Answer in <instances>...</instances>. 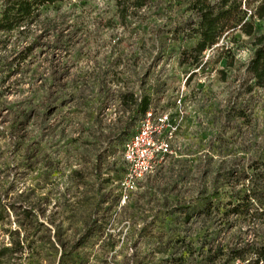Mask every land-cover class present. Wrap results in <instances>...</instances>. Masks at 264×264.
<instances>
[{"label":"rangeland","instance_id":"obj_1","mask_svg":"<svg viewBox=\"0 0 264 264\" xmlns=\"http://www.w3.org/2000/svg\"><path fill=\"white\" fill-rule=\"evenodd\" d=\"M128 1L65 0L0 32V264H246L221 249L264 240V200L241 218L223 214L227 186L212 196L220 170L264 172L252 38L223 36L195 64L194 0ZM143 98L179 125L123 201Z\"/></svg>","mask_w":264,"mask_h":264},{"label":"trees","instance_id":"obj_2","mask_svg":"<svg viewBox=\"0 0 264 264\" xmlns=\"http://www.w3.org/2000/svg\"><path fill=\"white\" fill-rule=\"evenodd\" d=\"M65 0H8L0 16V32L10 33L16 27L35 20L43 6L55 5ZM135 8H142L147 0L128 1ZM199 15L200 21L195 31L199 40L190 49V54L199 64L204 51L216 45L223 36L240 32L252 38L254 54L248 65V72L252 75L256 85L264 86V0H194L191 5ZM125 18V16H124ZM256 21L260 25L256 26ZM144 113L150 108L147 98L141 99L137 109ZM264 158V157H263ZM264 160V159H263ZM255 166H250L254 169ZM222 186H227L228 201L223 203V214L236 215L241 218L254 217L257 208L255 202L264 200V172H248L229 168L217 172L212 196H219ZM213 202L208 205L210 214ZM228 206V207H227ZM220 206L214 207V213L219 214ZM228 250L221 254L226 256L225 262L239 260L246 264H264V240L260 243L224 247ZM251 254V258L247 256Z\"/></svg>","mask_w":264,"mask_h":264},{"label":"built area","instance_id":"obj_3","mask_svg":"<svg viewBox=\"0 0 264 264\" xmlns=\"http://www.w3.org/2000/svg\"><path fill=\"white\" fill-rule=\"evenodd\" d=\"M178 125L179 120L169 112L149 108L144 113L136 131L123 146L126 169L119 183L123 201L155 170L161 160L173 152L171 138Z\"/></svg>","mask_w":264,"mask_h":264}]
</instances>
